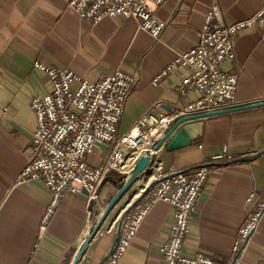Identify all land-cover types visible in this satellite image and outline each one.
<instances>
[{
  "label": "crops",
  "instance_id": "0c3cea01",
  "mask_svg": "<svg viewBox=\"0 0 264 264\" xmlns=\"http://www.w3.org/2000/svg\"><path fill=\"white\" fill-rule=\"evenodd\" d=\"M68 1L0 0V264H72L83 233L130 176L110 170L92 202L85 192L66 194L45 230L40 231L50 191L39 180L14 185L30 153L36 126L31 99L49 91L46 77L33 66L34 61L67 68L91 82L116 69L135 76L118 125L119 137L155 102L161 103L163 112H170L196 99L193 92H177L180 79L189 71L184 67L167 72L156 85L152 82L178 54L195 44L211 4L219 5L226 23L252 16L262 5V0H165L155 14L166 27L155 39L139 30L133 18L82 19L68 7ZM234 53L221 67L237 76L236 101L244 105L264 102L260 30H241L235 37ZM196 121L202 125L198 143L175 149H168L167 143L160 146V166L146 167L112 207V211L120 209L110 220L115 229L97 230L84 264H100L107 257L121 216L142 201L145 186L159 176L207 161L214 168L193 206L184 250L231 263L242 223L264 198V105ZM111 147L112 143L99 145L90 163L99 164ZM174 212L165 201L155 202L117 264H160V248ZM263 253L264 215L250 233L237 264H255Z\"/></svg>",
  "mask_w": 264,
  "mask_h": 264
},
{
  "label": "built area",
  "instance_id": "2783aa9c",
  "mask_svg": "<svg viewBox=\"0 0 264 264\" xmlns=\"http://www.w3.org/2000/svg\"><path fill=\"white\" fill-rule=\"evenodd\" d=\"M164 2L69 0L68 7L80 18L93 22L106 16L133 18L139 30L158 39L166 22L156 16L155 9ZM247 28H258L264 40V0L254 15L235 23H226L219 5L211 4L195 44L178 54L152 82L156 85L167 72L178 66L184 67L189 71L180 79L177 92L181 95L193 92L196 99L170 112H163L161 103L155 102L119 137L116 135L118 125L136 82L135 76L116 69L91 82L67 68L34 61L33 66L44 73L49 91L31 99L36 126L30 153L15 176L14 185L39 180L50 191V201L41 216L40 231L45 230L66 194L86 192L89 202L95 200L98 187L110 170L128 176L143 156L149 158L148 166L159 167V150L164 142L158 148L156 146L180 119L244 105L235 99L236 74L223 70L221 66L234 58L235 37ZM107 143H112L109 154L99 164L92 165L90 158L95 149ZM213 168V163L207 161L187 170L159 176L145 186L142 201L124 216L118 240L103 264L119 262L131 245L143 215L159 200L175 210L168 237L160 248V264H224L219 258L201 252L188 254L184 250L193 206ZM251 198L252 195L247 201ZM263 215L264 198L242 223L230 264L238 263L250 233ZM109 229L115 228L110 226ZM255 264H264V253Z\"/></svg>",
  "mask_w": 264,
  "mask_h": 264
},
{
  "label": "water",
  "instance_id": "95a60500",
  "mask_svg": "<svg viewBox=\"0 0 264 264\" xmlns=\"http://www.w3.org/2000/svg\"><path fill=\"white\" fill-rule=\"evenodd\" d=\"M261 105H264V102H257V103H252V104L240 105V106H237L234 108H228V109H224V110H220V111L184 117V118L180 119L176 124L173 125V127L171 129H169L167 131V133L165 134V136L163 137L161 142L156 146V148H158L162 142L167 143L166 145H167L168 149H175L178 147L187 146L191 143L196 144V143H198L199 138L201 137V134H202L201 122L196 121V120H199V119L207 117V116L234 112V111H238V110H242V109L261 106ZM180 123H183V125L177 129H175L176 126ZM173 132H175L174 135L169 139V137L173 134ZM148 164H149V158L148 157L143 156V157L138 159V161L136 162L135 167H134L132 173L130 174L129 178L123 184L120 185L119 189L117 190V192L115 194L110 196V198L107 201L106 206L102 209L99 217L90 224L89 228H90L91 233H93L94 231H96V233H97V230L102 225V223H103L105 217L108 215L109 211L117 203V201L121 198L123 193L129 188V186L132 184V182L145 170V168L148 166ZM123 218H124V214L121 216V218L118 222L117 235H116V238H115L112 246L118 240V237L120 234V229H121V223H122ZM96 233H95V235H96ZM84 245L81 248H79V250L77 251L72 264H75L77 262L80 254L84 250ZM112 246L110 248V251H109L107 257L102 262H100V264H102L108 258L109 254L112 251Z\"/></svg>",
  "mask_w": 264,
  "mask_h": 264
},
{
  "label": "rangeland",
  "instance_id": "374dc122",
  "mask_svg": "<svg viewBox=\"0 0 264 264\" xmlns=\"http://www.w3.org/2000/svg\"><path fill=\"white\" fill-rule=\"evenodd\" d=\"M120 209H115L114 211H112V209L110 210V212L108 214L107 217H105L102 225H103V230L107 229L108 227H110L112 224L110 223L111 218L113 217V220L115 219V217H117V215L119 214ZM115 226V225H114ZM101 228V227H100ZM96 233V231H94ZM95 233L93 234V236L88 240L85 241L81 244L80 248L84 245V250H83V260L81 264H84L86 258H87V254H88V244L90 243L91 239L95 236Z\"/></svg>",
  "mask_w": 264,
  "mask_h": 264
},
{
  "label": "bare ground",
  "instance_id": "6f19581e",
  "mask_svg": "<svg viewBox=\"0 0 264 264\" xmlns=\"http://www.w3.org/2000/svg\"><path fill=\"white\" fill-rule=\"evenodd\" d=\"M101 227V230L103 229V225H101L100 226ZM100 230V231H101ZM95 232H93V233H91V231H90V228H88L84 233H83V236H82V238H81V242L83 243V242H85V241H88L92 236H93V234H94ZM81 258H83V253H81L80 254V256H79V258H78V260H77V262L75 263V264H80V259Z\"/></svg>",
  "mask_w": 264,
  "mask_h": 264
}]
</instances>
